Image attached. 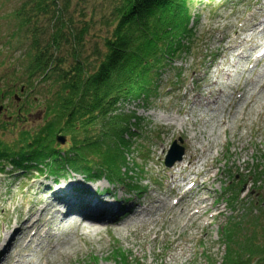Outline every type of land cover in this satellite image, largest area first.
Returning <instances> with one entry per match:
<instances>
[{
	"label": "rangeland",
	"instance_id": "1",
	"mask_svg": "<svg viewBox=\"0 0 264 264\" xmlns=\"http://www.w3.org/2000/svg\"><path fill=\"white\" fill-rule=\"evenodd\" d=\"M21 1L0 0V15ZM109 1L72 0L73 8L82 4V17L76 16L80 25L91 24L87 54L107 34L102 20L110 17ZM193 12L196 38L191 53L175 63L178 69L162 76L157 95L120 109L133 115L122 128L132 127L124 136L131 141L130 172L141 192H135L131 181L86 184L94 199L115 197L118 207H137L129 213L118 209L114 216L107 212L101 222H74L71 217L61 221L59 212L51 217V225L35 234L41 247L36 240H14L17 258L31 262L27 264H223L229 251L224 233L230 222L243 224L237 230L240 239H264V176L258 169L264 165V52L257 48L264 42V0H195ZM48 18L51 14L41 18L43 28ZM11 24L0 19V140L5 141L38 130L50 98L40 92L47 84L37 85V92L25 87L22 60L27 58L24 46L31 45H24V36H15ZM179 70L182 75L176 81ZM245 82L256 100L252 106L241 99ZM175 140L185 147V155L169 167L165 161ZM68 142L56 141L62 147ZM6 166L0 168L1 235L32 225L44 202H53L56 189L68 191V182H84L71 169L64 173L67 182L55 183L56 178L33 169L16 172ZM49 185L52 190L45 193ZM115 204L106 206L113 209ZM31 209L33 219L28 218ZM146 209L151 212L144 213ZM185 212L200 218L189 219ZM143 219L148 222L140 223ZM17 258L9 261L6 254L1 264H20Z\"/></svg>",
	"mask_w": 264,
	"mask_h": 264
},
{
	"label": "trees",
	"instance_id": "2",
	"mask_svg": "<svg viewBox=\"0 0 264 264\" xmlns=\"http://www.w3.org/2000/svg\"><path fill=\"white\" fill-rule=\"evenodd\" d=\"M194 2L110 0V17L102 20L107 34L89 54L86 35L91 24L80 25L76 17H82L81 3L73 8L72 0H22L6 10L0 19L10 21L15 36H24V45H31L29 49L23 45L25 87L37 92V85L47 84L49 88L40 92L50 98L38 130L10 142L0 140V161L57 180L71 169L88 182L108 179L113 185H125L131 181L135 192H141L130 172L131 141L124 136L132 127L122 128L133 115L120 109L157 95L162 76L178 69L175 63L191 53L196 38ZM48 14L50 21L43 28L41 18ZM181 75L179 70L176 81ZM58 134L67 135L70 144L57 145ZM258 169L264 176V165ZM238 227L243 224L230 222L225 229L229 251L223 264H264V239H240Z\"/></svg>",
	"mask_w": 264,
	"mask_h": 264
},
{
	"label": "bare ground",
	"instance_id": "3",
	"mask_svg": "<svg viewBox=\"0 0 264 264\" xmlns=\"http://www.w3.org/2000/svg\"><path fill=\"white\" fill-rule=\"evenodd\" d=\"M257 48L263 49V51H264V42H262L261 44H258ZM247 58H252V56H247ZM262 86H264V83H263ZM219 91L223 92V90H221V89ZM210 93L213 94V91L210 92ZM243 98H246V102H248V104H251V106L256 103L254 94H252L251 91L249 90V82H245V84H244V92H241V99H243ZM259 113H261V111H259ZM191 164H194V162H191ZM210 171L211 170L208 169V173L209 174H210ZM72 185H73L72 183H69L68 184V187H71ZM63 188L64 187H61V188L57 189L54 192H57V191H59L60 189H63ZM45 189H48L47 191L51 190L50 189V185L49 186H46ZM44 191H46V190H44ZM188 191H185L184 194H186ZM110 200H107V201L105 200V202L102 201V200H96L95 203L97 205H100V207L102 209H103V207L106 209L107 208L106 205L113 204V203L115 204L116 203V199L114 197H111ZM199 201H201V200H199ZM157 202H159V201L157 200ZM44 203H45V205L41 208L42 211L40 213H38L39 214V218L37 217L36 218L37 220H35V222L32 225H28L26 227H23V225L22 226H18L13 231H11L12 228L10 230L8 229L9 232H6L5 235H1L0 234V237H1V239H0V264L5 261L3 259V257L6 254L9 255V261H11V260H13V258L15 259V258H17V256H19V253L13 252V250H15V247L13 245V242H14V240H16V238L18 236H19V239H18V242L19 243H21V242H23V241H25L27 239H29V242H31V241L34 242L36 240L37 246H40L41 247L42 241L40 239H38V240L37 239H34V237L36 236L35 234H38L39 229H43L44 226L51 225L50 224L51 223L50 217H53V219H54V216H57L59 214L58 212H62L61 209H60V207H59V205H58V203H55V202H52V201H48V202L46 201ZM116 206H118V203H116ZM157 209H158V206H156V207L153 208V210H157ZM44 211H46L48 214H46L45 217L43 218L41 216H42V214H43ZM34 212L35 211L31 212V214H30V216L28 218H32L33 219L35 217ZM83 212H85V211L83 210ZM150 212L151 211L149 209H146L144 213L149 214ZM47 215H49V216L51 215V216L48 218ZM92 215L95 218L99 216L96 213L95 214L93 213ZM185 215H187L189 219H191V218H195V219L200 218V215L197 216V215H195V213L189 215L188 213L185 212ZM67 218H68V216L65 215V214L59 216V219H61V221H64ZM143 222H148V221H146L144 219L142 221H140V223H143ZM151 222H155V219H152ZM36 224H37L38 229H33V226H35ZM90 224H92V223H90ZM86 227H91V226L90 225H87ZM29 242L27 243V245H29ZM27 245H25V246L28 247ZM23 262H25L26 264L27 263H31L30 261L21 260V258H17L15 260V263L22 264Z\"/></svg>",
	"mask_w": 264,
	"mask_h": 264
},
{
	"label": "water",
	"instance_id": "4",
	"mask_svg": "<svg viewBox=\"0 0 264 264\" xmlns=\"http://www.w3.org/2000/svg\"><path fill=\"white\" fill-rule=\"evenodd\" d=\"M56 139L58 142L62 144L67 143L66 135L59 134L57 135ZM184 154H185V147L180 144H177V140H175L170 149V153L166 157V161H165L166 165L169 167L173 166L174 163L183 159Z\"/></svg>",
	"mask_w": 264,
	"mask_h": 264
}]
</instances>
